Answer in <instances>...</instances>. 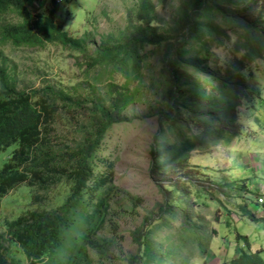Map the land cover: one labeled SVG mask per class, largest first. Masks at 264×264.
Listing matches in <instances>:
<instances>
[{
  "label": "trees",
  "instance_id": "16d2710c",
  "mask_svg": "<svg viewBox=\"0 0 264 264\" xmlns=\"http://www.w3.org/2000/svg\"><path fill=\"white\" fill-rule=\"evenodd\" d=\"M31 1L0 0V46L69 48L84 56L78 66L85 74L107 76V87L97 92L95 79L82 94L56 83L21 88L15 68L0 55V151L14 146L0 167V208L23 183L31 194L6 201L24 203L17 214L4 219L0 211V264H166L155 233L167 225L176 229L170 221L176 216L178 230L197 229L204 251L206 225L190 199L216 201V189L221 192L228 177L216 182L206 176L203 184L201 158L195 162L193 154L208 160L211 148L229 146L243 131L241 108L258 98L244 72L248 60H221L213 46L227 45L233 31L237 51L243 46L245 57L263 58L264 0H246L242 7L240 0H184L167 26L158 20L152 0H137L128 8L126 26L94 42L93 52L90 31L73 36L57 21L55 7L35 13ZM151 47H163L165 90L158 110L149 115L158 121L149 173L164 199L131 232L137 251L122 256L119 224L112 217L130 210L128 199L139 202L119 194L115 160L102 151L109 132L130 121L125 112L135 97L146 93ZM243 215L260 219L247 207ZM108 224L111 235L105 233ZM227 264H264V259L259 251L243 250Z\"/></svg>",
  "mask_w": 264,
  "mask_h": 264
},
{
  "label": "rangeland",
  "instance_id": "374dc122",
  "mask_svg": "<svg viewBox=\"0 0 264 264\" xmlns=\"http://www.w3.org/2000/svg\"><path fill=\"white\" fill-rule=\"evenodd\" d=\"M60 1L32 0L30 6L35 13L41 14L49 13L55 7L57 21L63 23L73 36L80 37L90 31V52L95 48L94 42H99L103 35L126 26L128 8L137 3V0ZM152 1L157 6L158 20L161 25L167 26L178 17L184 0ZM245 2L246 0H240V7ZM7 18L11 16L7 15ZM260 26L263 27V24ZM234 34L230 31L231 39L227 45L213 46V49L222 56L221 60H233L236 56L248 60L244 72L258 98L247 101L241 108L243 131L240 136L231 140L229 146L223 143L214 146L206 154L208 160L201 157L203 154H193L195 162L201 158L203 169L200 175L203 184H208L206 176L216 179V182L228 177V184L221 192L216 189V201L209 200L206 203L204 200L209 199L207 196H202L199 201L196 196L190 199L193 200L192 210L202 218V224L206 225L201 234L204 236V251L198 245L200 237L197 229L178 230L181 220L177 216L170 220L171 227L176 229L167 225L156 231V244L158 250L163 252L166 264H227L243 250L259 251L264 259V57L254 60L249 56L245 57L246 53L240 52L244 50L243 46L237 51L235 43L238 37ZM162 54L163 47L150 48L143 77L146 93H139L135 97L134 103L125 112L130 121L109 132L102 151L103 156H110L111 160H115L114 180L120 188L119 194L139 202L135 205L128 199L130 210L112 217L119 224L117 233L122 256L137 251L131 232L140 226L147 212L164 199L161 189L149 173L150 143L158 126L157 117L149 115L158 110L157 100L165 90L160 71ZM0 55L9 68H15L14 74L21 88L56 83L60 88L82 94L88 83L96 79L94 72L85 74L78 66V61H82L84 57L81 53L58 44L14 47L7 43L0 46ZM216 58L215 54L213 65ZM96 81V91L104 92L107 76H101ZM13 148L14 146H10L0 151V167L8 161ZM26 189L29 187L23 183L3 199L1 217L6 219L20 211L19 208L24 203L16 202L31 197ZM9 199L17 201L6 202ZM187 204L188 202H184L185 206ZM131 207L135 211H131ZM245 207L260 219L256 221L244 216ZM111 229L108 224L105 233L111 235Z\"/></svg>",
  "mask_w": 264,
  "mask_h": 264
},
{
  "label": "built area",
  "instance_id": "2783aa9c",
  "mask_svg": "<svg viewBox=\"0 0 264 264\" xmlns=\"http://www.w3.org/2000/svg\"><path fill=\"white\" fill-rule=\"evenodd\" d=\"M260 200H261V198H260Z\"/></svg>",
  "mask_w": 264,
  "mask_h": 264
},
{
  "label": "clouds",
  "instance_id": "9594fccd",
  "mask_svg": "<svg viewBox=\"0 0 264 264\" xmlns=\"http://www.w3.org/2000/svg\"><path fill=\"white\" fill-rule=\"evenodd\" d=\"M61 2V1H60Z\"/></svg>",
  "mask_w": 264,
  "mask_h": 264
}]
</instances>
